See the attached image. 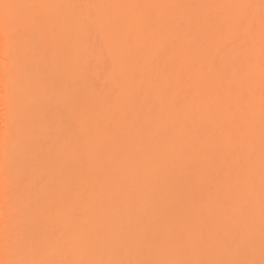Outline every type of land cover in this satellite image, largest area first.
<instances>
[{
	"label": "bare ground",
	"instance_id": "obj_1",
	"mask_svg": "<svg viewBox=\"0 0 264 264\" xmlns=\"http://www.w3.org/2000/svg\"><path fill=\"white\" fill-rule=\"evenodd\" d=\"M49 4H129L150 3L160 5H215L229 6L249 4L258 6L261 0H33ZM86 10L63 9L65 16H81ZM113 14L117 9L106 10ZM161 14L172 17L191 16L205 21L209 15L219 21H234L247 15L255 16L254 29L241 35L234 28L209 27L206 23L193 24L190 30L197 39L174 61L161 55L156 45L141 43L139 48L109 47L103 32H92L85 47L97 54L91 65L87 60L73 69L63 51L62 42L53 44L54 51L43 61L33 55L28 46L22 45L19 63L12 73L13 126L17 144V164L14 198L18 211L14 218L17 231L23 236L32 229L39 212L62 194H75L96 185L90 169L97 165L98 145L111 134H117L128 148L124 152L110 151L112 189L107 194L128 191L129 199L115 213L101 210L92 213L89 228H107L108 238L114 245H126L125 258L142 255L138 241H147L155 232L167 235L191 230L198 236L200 216L198 207L207 205L212 195L230 184L244 185L247 177L230 175L239 157L248 151L247 141L239 147L222 143L217 133L211 137L210 129L230 120L226 109L217 107L214 96H196L197 109L185 110L177 119L162 114L164 103L155 81L171 80L179 85L175 97L177 105H183L185 97H193L195 86L220 77H231L239 63L238 55L247 49V41L254 47L253 67L258 73L260 53L259 8L241 10L231 7L159 9ZM246 22V21H245ZM188 28V25H185ZM174 41L169 40V47ZM102 50V51H101ZM156 56V65H146L148 56ZM113 56L119 63L112 70ZM200 66H208L205 74ZM259 95L257 76V120L250 140L254 149L251 168L255 179L254 200L256 234L252 241L255 256L259 259V176L260 129ZM102 121L103 129L92 127ZM139 121V123H137ZM178 124L186 125L191 134L174 138L171 134ZM85 127L88 128L85 134ZM160 141L154 142L153 138ZM27 149V151H26ZM219 149V150H217ZM107 151V144H105ZM91 153V157L89 155ZM150 160L153 174L127 179L125 173L135 176V168ZM40 177L46 180L37 182ZM225 195L235 193L224 192ZM68 214L70 209H63ZM87 222V218H85ZM218 241L216 255L235 257L237 250L229 245L234 238L243 243V235L233 232L226 237L223 228L213 234ZM0 258H4L0 256Z\"/></svg>",
	"mask_w": 264,
	"mask_h": 264
},
{
	"label": "snow or ice",
	"instance_id": "obj_2",
	"mask_svg": "<svg viewBox=\"0 0 264 264\" xmlns=\"http://www.w3.org/2000/svg\"><path fill=\"white\" fill-rule=\"evenodd\" d=\"M195 7H231L246 11L259 8L258 73L253 67V56L250 54L254 44L247 41V49L239 53V63L231 77H220L195 86L194 96L185 97L183 105L175 103L178 84L167 80L155 81L153 86L164 100L161 105L162 114L166 113L169 119L174 120L185 110L197 109L196 96H214L217 107L226 109L231 116L229 121L210 129L209 134L215 137L219 133L223 138L222 143L237 147L247 141V154L237 159L230 173L237 178L246 176V183L227 185L225 189L212 195L207 205L198 207L201 218L198 236L188 229L167 235L155 232L147 241L137 242L142 255L125 258L127 246L114 245L108 238L107 228L88 227L93 212L97 216L101 210L115 213L129 199L128 191L113 194L110 198L98 195L107 194L112 189V162L107 153L113 150L124 152L128 148L119 135L111 134L98 145L97 165L89 171V175L95 177L96 185L75 194L66 192L50 205V209L46 208L44 212L38 210L34 226L21 236L13 223L18 206L13 189L17 144L14 139L11 88L12 73L19 63L21 46L26 44L28 50L43 61L54 51V42L61 41L68 62L75 69L85 60L91 65L97 54L85 47L87 38L94 31L105 34L109 47L123 46L131 49L139 48L141 43L156 45L161 55L174 61L190 41L197 39V34L190 30L193 24L206 23L209 27L219 26L220 30L230 27L241 35L254 29L255 16L251 11L234 21L225 22L212 15L205 21H200L191 16L172 17L157 11ZM72 8L86 11L83 15L74 17L61 14V10ZM111 9L119 11L115 14L106 11ZM185 25L189 27L186 28ZM170 39L174 41L172 47L168 45ZM156 59V56H148L146 65L155 66ZM118 63L119 57L113 56V71ZM199 71L207 76L210 69L208 66H200ZM257 76L260 129L259 259L252 247L256 234V202L253 198L255 179L251 168L254 149L250 140L257 120ZM92 127L103 129L105 126L102 121H97ZM84 131L87 134L88 128L85 127ZM171 134L178 139L190 135L191 130L186 125L178 124ZM153 139L160 144L155 137ZM89 155L91 157L92 154ZM153 172L152 161L145 160L135 168V176L125 173V182L129 178L135 182V178L139 176L148 178ZM44 180L45 177H40L37 182ZM225 191L235 195H225ZM63 209H70V212L64 214ZM220 228L224 229L229 238L233 232L243 235L245 242L239 243L233 238L232 244L228 246L229 250L232 247L237 250L235 257L214 254L219 242L212 237ZM0 256L4 257L0 258V264H264V0L258 6L150 3L71 5L33 0H0Z\"/></svg>",
	"mask_w": 264,
	"mask_h": 264
}]
</instances>
